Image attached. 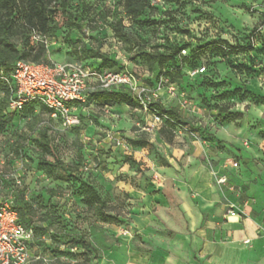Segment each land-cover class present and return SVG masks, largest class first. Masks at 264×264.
Instances as JSON below:
<instances>
[{
    "label": "rangeland",
    "instance_id": "rangeland-1",
    "mask_svg": "<svg viewBox=\"0 0 264 264\" xmlns=\"http://www.w3.org/2000/svg\"><path fill=\"white\" fill-rule=\"evenodd\" d=\"M52 6L47 33L31 31L18 11L19 48L27 35L35 49L45 47L49 64L125 68L188 125L168 121L147 132L150 114L134 101L106 105V95L88 102L78 128H61L40 106L22 113L5 107L0 201L26 204L34 225L49 230L33 231L30 264H147L150 248L186 230L183 206L224 221L235 218L230 212L254 215L264 176V0H149L137 15L127 14L125 0ZM155 54L171 60L160 65ZM5 101L0 82V109ZM45 127L73 176L68 182L49 174L54 159L38 135ZM83 182L119 223L102 222L84 204Z\"/></svg>",
    "mask_w": 264,
    "mask_h": 264
},
{
    "label": "built area",
    "instance_id": "built-area-1",
    "mask_svg": "<svg viewBox=\"0 0 264 264\" xmlns=\"http://www.w3.org/2000/svg\"><path fill=\"white\" fill-rule=\"evenodd\" d=\"M205 68L196 71L203 73ZM16 86L15 99L10 107L21 111L31 103L45 106L52 119H60L64 129L81 124L78 106L87 101L90 92L125 87L134 96L140 108L150 114L145 130L160 129L163 118L156 110L157 96L129 70L98 71L84 63L66 62L47 65L23 60L16 62L12 72ZM238 167V163L234 164ZM226 179H222L224 183ZM231 216L237 217L235 212ZM33 231L19 221V214L9 201H0V264H30V243ZM249 243V241H246ZM40 259V258H38Z\"/></svg>",
    "mask_w": 264,
    "mask_h": 264
},
{
    "label": "trees",
    "instance_id": "trees-1",
    "mask_svg": "<svg viewBox=\"0 0 264 264\" xmlns=\"http://www.w3.org/2000/svg\"><path fill=\"white\" fill-rule=\"evenodd\" d=\"M57 3L66 10L69 7V0H0V82L4 85L6 93V101L4 106L0 109V129L5 127V123L2 120L3 111L5 107H8L11 110L10 104L15 99L16 95V86L12 79V72L14 70L15 64L19 60L32 62V63H44L49 64L43 61L46 50L45 47L35 49L34 43L31 42L29 36L25 35L24 41L19 48L18 43L14 40L15 37V26H16V14L20 9L24 11L27 24L30 26L31 31H36L39 33H47L51 28L52 23V8L53 4ZM149 6V0H125L126 12L129 15H137L146 9ZM158 64L163 65L171 60L170 57L163 54H155L150 56ZM84 63L98 71H113L120 72L127 70L125 68H108L102 69L101 67L94 66L91 63L87 62H78ZM55 64V63H54ZM106 65V61H105ZM206 69V68H205ZM134 74V73H133ZM135 75V74H134ZM136 76V75H135ZM137 77V76H136ZM106 95L107 102L106 105H121L129 104L132 101L136 102L137 106L140 108V105L125 87H120L113 90H97L90 92L87 96V101L83 105L78 106V116L81 119L82 124V111L87 107L88 102L100 96ZM35 106H40L45 109L49 116V120L59 124L62 127L60 119H52L48 109L39 103H31L26 105L21 111L13 112H28ZM156 110L163 118V122L178 123L180 125H188V123L182 119L178 111L175 109H165L161 105L154 103ZM141 109V108H140ZM43 125H50V122H43ZM81 124L79 126H81ZM79 126L73 127L78 128ZM64 129V128H63ZM39 145L44 154L50 155L54 159V164L52 166L51 172L49 174L61 182H68L73 178L72 174L68 172L67 167L63 164L60 158L55 153L50 137L48 127L41 128L39 130ZM218 142H221L220 140ZM247 156L245 159V165L249 161ZM126 163L133 165L135 160L131 157L126 158ZM47 165V164H46ZM82 189L84 194V204L88 206L89 209L97 213L100 220L107 224H117L119 223V218L109 214L106 211V203L98 190L90 183L83 182ZM13 208L19 214V221L27 228L32 231H40L43 235L48 234L49 230L47 228H37L34 225V219L32 216V208L26 204L19 202L15 206L10 202Z\"/></svg>",
    "mask_w": 264,
    "mask_h": 264
},
{
    "label": "crops",
    "instance_id": "crops-1",
    "mask_svg": "<svg viewBox=\"0 0 264 264\" xmlns=\"http://www.w3.org/2000/svg\"><path fill=\"white\" fill-rule=\"evenodd\" d=\"M156 197L165 199L161 193ZM178 197L182 199L180 193ZM256 198L254 215L227 221L210 211L197 213L183 206L186 230L174 231L166 244L150 248L147 264H264V176Z\"/></svg>",
    "mask_w": 264,
    "mask_h": 264
}]
</instances>
